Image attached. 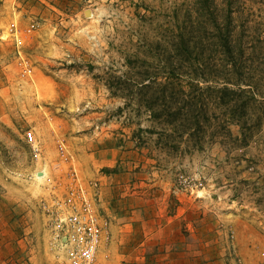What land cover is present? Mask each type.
I'll return each mask as SVG.
<instances>
[{"label":"rangeland","instance_id":"rangeland-1","mask_svg":"<svg viewBox=\"0 0 264 264\" xmlns=\"http://www.w3.org/2000/svg\"><path fill=\"white\" fill-rule=\"evenodd\" d=\"M202 1L0 0V264H68L52 213L71 165L105 193L96 264H264V0ZM171 72L209 104L200 146L147 109ZM224 87L243 100L215 103Z\"/></svg>","mask_w":264,"mask_h":264},{"label":"built area","instance_id":"built-area-1","mask_svg":"<svg viewBox=\"0 0 264 264\" xmlns=\"http://www.w3.org/2000/svg\"><path fill=\"white\" fill-rule=\"evenodd\" d=\"M66 154L65 160L72 161L73 156ZM71 166L72 185L54 201L53 245L61 249L68 264H96L101 245L110 236L109 220L101 212V186L86 181Z\"/></svg>","mask_w":264,"mask_h":264},{"label":"trees","instance_id":"trees-1","mask_svg":"<svg viewBox=\"0 0 264 264\" xmlns=\"http://www.w3.org/2000/svg\"><path fill=\"white\" fill-rule=\"evenodd\" d=\"M208 3L209 0L202 1V5H206ZM222 44H224V49H226V57L227 54H229V57H232L233 52L230 49L231 46L229 42L224 41ZM216 67L217 65L206 66V68H210L211 71H213L214 68L218 70ZM233 70L237 75L242 74V69H239L235 65ZM181 76L182 75L173 72L168 73V75L165 76L166 81L159 84L163 87L165 102L162 105H157L156 102H150L147 105V109L152 114V120L158 124L159 127H162L163 131L161 132V135L171 141H175L177 138H182L185 136V134L192 133V137L196 136L197 146H200L202 141L207 136L206 129L210 127L209 120L205 116L207 109L209 108V104L207 103L206 99H204L203 95H197L196 98L192 97L185 99L186 101H180L179 96L182 94L184 95L185 92L183 90V84L179 83L181 82L179 79ZM149 79L150 82L149 85H146L147 88H151L153 85H156L158 83L159 77L150 75ZM225 82L228 84H239L241 81H236V83H234L235 81L233 80H226ZM233 92L235 93V91H232L228 87L219 89L217 93L219 95L213 98V101H215L217 104L221 103L225 105H230L231 102H241L243 99H232V97H230V94ZM165 93L169 94L166 96ZM151 99H155V97ZM240 107L242 108V106ZM233 117L236 119H234L230 124L241 125L242 136L245 140H247V131L245 129V125L239 121V119H237L236 115ZM170 131L172 133H168ZM227 134L229 137H232L230 131Z\"/></svg>","mask_w":264,"mask_h":264},{"label":"crops","instance_id":"crops-1","mask_svg":"<svg viewBox=\"0 0 264 264\" xmlns=\"http://www.w3.org/2000/svg\"><path fill=\"white\" fill-rule=\"evenodd\" d=\"M101 162L102 163H104V162H108L107 163V165L108 166H112L114 163H115V158H114V156L113 157H111L110 159H102L101 160ZM92 169V171H94L93 170V168H91ZM81 170L84 172V169H83V167L81 168ZM95 172V171H94ZM103 190V186H101V191ZM105 193H104V191H102V200H101V212H102V214L104 215V213H103V207L105 206V204H106V202H105V199L103 198V195H104ZM183 199H185V197H183ZM107 201V200H106ZM105 241V240H104ZM104 241H103V243H102V245L104 244ZM152 244H156V243H151L150 245H152ZM102 245H101V248H102ZM144 245H145V243H144ZM149 245V246H150ZM113 246V248H112V251L113 252H115V247H118V241H115L114 242V244L112 245ZM183 246V245H182ZM100 248V249H101ZM189 250L188 251V253L189 254H191V252H192V250H193V248H192V246H189L188 245V247L187 248H185L184 250ZM139 250V249H138ZM100 251V250H99ZM164 251V249L163 248H161L160 249V253H162ZM113 255L115 254V253H112ZM189 254H186V255H189ZM146 259H149L150 261H148V262H150L151 264H153V262H154V260H155V256L154 255H150V256H148ZM165 259V258H164ZM163 258H162V260H164Z\"/></svg>","mask_w":264,"mask_h":264},{"label":"bare ground","instance_id":"bare-ground-1","mask_svg":"<svg viewBox=\"0 0 264 264\" xmlns=\"http://www.w3.org/2000/svg\"><path fill=\"white\" fill-rule=\"evenodd\" d=\"M44 175H45V172H40V173H38V177H39V178H43Z\"/></svg>","mask_w":264,"mask_h":264}]
</instances>
